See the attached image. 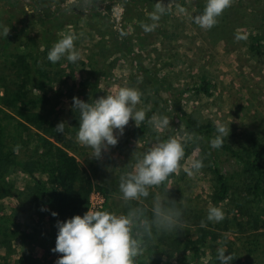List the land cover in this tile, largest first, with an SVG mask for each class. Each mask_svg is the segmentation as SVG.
Returning a JSON list of instances; mask_svg holds the SVG:
<instances>
[{
	"label": "rangeland",
	"instance_id": "obj_1",
	"mask_svg": "<svg viewBox=\"0 0 264 264\" xmlns=\"http://www.w3.org/2000/svg\"><path fill=\"white\" fill-rule=\"evenodd\" d=\"M27 1L16 5L13 0H0V27L25 29L33 36L31 47L34 45L38 58L41 56L47 65L43 90L48 100L38 102L33 108L36 113L48 117L50 122H45L44 127L60 140L50 138L75 157L79 176L84 181L89 179L84 212L100 210L126 214L129 209L141 210L142 204L152 212L163 200L170 208L175 204V209L182 213L177 230L189 229L192 238H198L197 224L204 221L210 226L208 247L200 251L193 264H211L213 254L221 247L228 249L229 243L241 256H249L246 241L255 233L264 241V228L250 229L247 204L239 201L240 197L245 199V194L232 201H213L212 175L207 170L211 163L207 144L194 137L184 120L189 118L203 125L212 124L215 135L217 124L223 123L230 128L229 135L224 137L228 141L237 144L238 139L246 141L250 138L264 144V0H231L230 6L223 10L211 28H202L195 22V18L202 15L207 0H80L84 6L77 4L72 23L50 28L52 35L46 45L49 52L63 37L76 36L74 46L80 57L75 63L66 58L52 63L47 58L48 52L43 54L45 40L40 31L44 22L33 11L32 4H26ZM72 1L75 0H39V4L54 9ZM158 3L164 11L157 13V20H152ZM114 5L124 7L119 23L112 16ZM152 24L155 28L146 32L143 26ZM116 40L122 46L107 55ZM203 81L208 82V94L193 89ZM94 84L98 87L96 99L115 94L122 87L137 88L142 95L135 110H143L145 114L152 112L142 134L137 132L138 126L130 119L123 134L117 133L118 143L102 151L99 158L92 156L91 147L77 141L79 111L72 108L73 97L89 96ZM7 87L10 92L14 88L12 76L0 66V108L11 112L16 120L21 118L20 113L17 109L6 108L4 104L8 100L1 99ZM162 117L168 118L169 125L157 128L154 122ZM60 122L64 126L62 134L55 128ZM31 128L43 133L38 127L31 125ZM170 138L188 149L175 176L159 186L150 187L147 197L125 202L119 189L121 177L134 170L138 157L156 143ZM212 152L230 184L234 182L235 189L234 178L248 174V167L218 149ZM197 159L203 164L199 170L191 168V162ZM13 166L7 182L21 192L27 177ZM99 188L108 191L107 199L102 197ZM14 205V197L0 200L3 210ZM214 206L225 214L220 222L206 219L208 209ZM248 216L249 220H256L251 213ZM188 217H193L192 223L186 222ZM42 225L44 229L38 226L31 241L24 237L23 231H15L8 249L0 250L2 256L6 255L11 263H16L24 247L28 251L25 254L30 256L27 264H56L62 254L52 251L47 243V224ZM162 232L153 227L149 236L158 239V235L163 236ZM145 248L134 258V264H158L156 254H160L159 251ZM157 256H163L159 264H176L167 253ZM181 256L190 257L187 252ZM253 257L250 261L256 264L255 260H261L263 254L258 251Z\"/></svg>",
	"mask_w": 264,
	"mask_h": 264
},
{
	"label": "trees",
	"instance_id": "obj_2",
	"mask_svg": "<svg viewBox=\"0 0 264 264\" xmlns=\"http://www.w3.org/2000/svg\"><path fill=\"white\" fill-rule=\"evenodd\" d=\"M13 1L16 5L23 4V0ZM29 3L32 4L33 11L35 10L39 19H43L44 22L40 31L41 38L45 40L43 54L49 49L46 46L52 35L49 29L72 23V13L77 4L84 6L83 1L80 0L68 2L62 7L59 4L54 9L51 6L45 8L42 6L43 4H39V0H29L26 4ZM22 7L25 8V6ZM7 28H9L7 37H0V66L12 76L14 88L10 92L7 87L5 96L1 99L8 100V102L4 101V106L11 111L17 109L21 118L15 120L10 114L11 112L0 108V200L7 196L15 198L14 206L7 207V210L0 208V250L8 249L9 240L15 231H23L24 237L31 241L38 226L42 230L44 229L42 225L44 222L47 224V229H45L48 238L47 243L53 249L58 231L57 221H64L74 215L85 213V205L89 195V188H87L89 179L84 181L83 177L79 176L80 168L75 157L66 153L61 146L50 138L55 137L60 140L58 135L55 136L48 131V128L44 127L45 122H50L47 120L48 117L36 113L35 108H33L37 107L38 102L48 100L43 90L47 65L40 58L41 56L38 58L37 50H33L34 45L31 47L33 36L29 35L25 29L19 30L11 26ZM2 29L3 27H0V30ZM120 46H122L121 42L116 40L111 44L110 52L107 55ZM193 89L208 94V82H200L194 85ZM97 90L98 87L94 84L90 95L84 96L82 100L94 103L97 98ZM151 113V111L147 112L144 121L140 122L137 127L139 134L143 133L145 122ZM184 122L195 138L199 137L207 144L206 149L211 160L207 170L212 175L213 192L211 198L213 201H232L245 194V199L241 200L240 197L239 201H244L243 204H247L246 216L250 229L256 231L259 228H264V144L260 141H256L257 143L251 141L250 138L246 141L238 139L237 144H235L223 138L222 146L213 148L210 141L216 135L213 132L214 126L212 124L203 125L196 120H189V118H185ZM31 125L42 129L43 133L33 130ZM46 133L52 136H47ZM184 148L186 155L188 149L186 146ZM213 149L220 150L238 163L248 167V174H239L234 178L237 184L235 189L234 182L230 184L228 176L212 154ZM11 165H14V169L27 177L21 192H17L15 185L7 182V176L12 171ZM174 176L175 173L169 175L164 182L169 181ZM98 191L102 197L108 198V191L105 188H99ZM239 201L238 204H240ZM172 206L174 209L177 208L175 204ZM141 210L143 217L151 222L153 211H148L143 204ZM52 212L57 213V215L53 216ZM249 213L255 217V221L249 220ZM192 218H186V222L192 223ZM204 224L205 226H202L201 223H198L195 227L198 238H192L188 232L190 230L184 228L176 229L174 232L163 231L161 233L163 236L158 235V239L143 233L142 229H134L133 231L134 233H142L139 238L142 241L143 249L145 247L146 250L156 248L160 254L167 253L169 259L174 260L176 264H193L195 257L209 244L207 240L210 238V226ZM210 240H215V238ZM246 243L249 245L247 250L251 253L249 256H241L232 247V243L227 244V251L234 256L231 264H252L251 257L258 251L262 252L263 257L261 260L257 258L255 263L264 264V241L255 233ZM27 252L23 247L16 263H11L6 255L2 256L0 253V264H27L30 257L25 254ZM185 252L189 253V258L181 256ZM160 254H156L159 263L163 257L157 256ZM213 255L210 263L219 264L217 254Z\"/></svg>",
	"mask_w": 264,
	"mask_h": 264
},
{
	"label": "clouds",
	"instance_id": "obj_3",
	"mask_svg": "<svg viewBox=\"0 0 264 264\" xmlns=\"http://www.w3.org/2000/svg\"><path fill=\"white\" fill-rule=\"evenodd\" d=\"M231 0H207L202 15L195 22L202 28H211L217 23V17L229 7ZM164 9L158 3L152 20L159 18L157 13ZM124 13L123 5H114L113 19L119 23ZM144 30L152 31L155 24L144 25ZM9 28L0 30V37H7ZM125 33H121L124 35ZM77 39L67 35L54 44L48 52V60L52 63L66 58L75 63L80 53L74 46ZM142 93L134 87H122L115 94L102 96L94 103L73 97L72 108L79 111V128L77 141L93 149V157L99 158L102 151L118 143V135H122L130 119L136 126L145 119L143 110H135L141 102ZM157 128L167 127L169 120L162 117L155 121ZM58 133L64 132L63 122L56 125ZM217 135L210 141L211 147L220 148L223 138L230 132L229 125L223 123L216 126ZM185 155L184 145L174 138L156 143L141 157L137 158L134 170L121 177L119 189L125 202L140 200L149 195V188L159 186L169 175L175 173ZM201 160H193L191 168L199 170ZM153 219L149 222L143 217L142 210L131 209L126 214L109 211L88 210L83 215H74L64 221H57V235L53 252L60 253L56 264H134V258L142 254V233L134 229H142L143 233L151 234L155 227L158 230L171 231L181 223V211L167 206L165 201L158 202L153 208ZM53 216L57 213L52 212ZM225 214L219 207H210L206 219L220 222ZM205 226L204 221L201 222ZM227 252V254H226ZM219 264H231L234 256L226 248L217 252Z\"/></svg>",
	"mask_w": 264,
	"mask_h": 264
}]
</instances>
